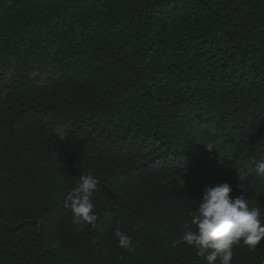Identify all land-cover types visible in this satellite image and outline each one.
Returning <instances> with one entry per match:
<instances>
[{
    "label": "trees",
    "instance_id": "obj_1",
    "mask_svg": "<svg viewBox=\"0 0 264 264\" xmlns=\"http://www.w3.org/2000/svg\"><path fill=\"white\" fill-rule=\"evenodd\" d=\"M0 67V264H207L172 240L225 182L264 220V0H0Z\"/></svg>",
    "mask_w": 264,
    "mask_h": 264
},
{
    "label": "clouds",
    "instance_id": "obj_2",
    "mask_svg": "<svg viewBox=\"0 0 264 264\" xmlns=\"http://www.w3.org/2000/svg\"><path fill=\"white\" fill-rule=\"evenodd\" d=\"M206 146L209 151L215 147L212 144ZM248 171L264 176V155L253 158ZM247 174H240L241 180L247 179ZM99 183L92 174L82 175L66 192L63 206L71 211L73 223L96 227L98 215L93 197ZM241 189V195L233 197V189L226 182L206 187L198 208L188 214L190 219L185 231L172 240V247L191 246L207 264H217V261L218 264H232L234 247L241 244L255 251L264 241L262 209L251 207L243 194V185ZM114 236L118 247L131 249L132 238L119 227L114 230Z\"/></svg>",
    "mask_w": 264,
    "mask_h": 264
},
{
    "label": "rangeland",
    "instance_id": "obj_3",
    "mask_svg": "<svg viewBox=\"0 0 264 264\" xmlns=\"http://www.w3.org/2000/svg\"><path fill=\"white\" fill-rule=\"evenodd\" d=\"M2 67H0L1 69ZM4 72H6V76L9 77V71L7 69L3 70ZM34 73H37L39 76L40 75H43L44 73H42L40 70H35ZM70 130L69 126L68 125H62V126H58L53 134L54 136V139L56 141H62L66 134L68 133V131Z\"/></svg>",
    "mask_w": 264,
    "mask_h": 264
}]
</instances>
